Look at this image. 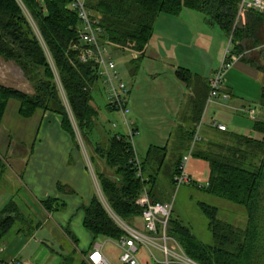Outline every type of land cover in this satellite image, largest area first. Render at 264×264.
Masks as SVG:
<instances>
[{
  "label": "trees",
  "instance_id": "obj_1",
  "mask_svg": "<svg viewBox=\"0 0 264 264\" xmlns=\"http://www.w3.org/2000/svg\"><path fill=\"white\" fill-rule=\"evenodd\" d=\"M241 0H87L92 17L99 21L102 36L116 52H135V72L152 38L157 18L162 13L178 15L188 8L204 13L210 25L217 26L231 38V53L245 58L247 50L262 42L264 13L247 11L239 21ZM81 20L70 8V0H0V57L15 62L31 81L34 93L0 83V127L11 99L20 102V114L32 117L37 111L53 112L63 117L62 126L74 139L75 120L84 143L93 148L92 165L101 160L108 172L95 170L101 191L113 212L132 227L142 219L137 199L146 188L155 202L153 185L158 182L166 160V148L152 147L141 161L142 175L132 160L135 152L123 134L106 133V141L94 142L98 110L94 93L102 91L97 68L80 63L74 46L79 45ZM252 42V44H249ZM250 45V46H249ZM251 47V48H250ZM261 69L260 67H258ZM178 76L188 83L192 73L180 69ZM201 85V81L199 79ZM60 85L64 91L66 105ZM200 91V90H199ZM206 95L198 93L195 114L200 119ZM264 108V89L261 96ZM109 109V104H107ZM71 112V113H70ZM72 114V117H71ZM196 119V120H197ZM258 137L229 133V142H210L193 152L207 162L209 175L206 191L245 207L248 222L245 228L218 218V208L200 202L209 220L213 243L199 241L181 220L169 217L167 235L175 239L186 255L198 264H264V119L254 124ZM177 163L175 176L180 173ZM152 173L146 174V167ZM0 157V169H4ZM52 201L43 202L50 210ZM84 226L95 241H119L126 233L110 215L99 196L84 205ZM20 206L9 203L0 212V242L20 217ZM66 257L62 264H73ZM80 264H91L85 259Z\"/></svg>",
  "mask_w": 264,
  "mask_h": 264
},
{
  "label": "crops",
  "instance_id": "obj_2",
  "mask_svg": "<svg viewBox=\"0 0 264 264\" xmlns=\"http://www.w3.org/2000/svg\"><path fill=\"white\" fill-rule=\"evenodd\" d=\"M197 14L204 15L188 8L181 10L178 15L160 14L152 38L135 72L132 61L130 63L132 80L131 85H128V98L132 119L139 130V135L135 139V149L141 161L148 156L152 147L166 148L168 155L169 147L173 145L171 142L178 135V131L180 144L181 131L187 129L188 121H194L192 115L198 93L206 95L199 121L203 114L206 116L209 110L207 107L212 104L214 109L222 107L221 110L225 111L217 117H213L216 114L213 112L211 117V126L220 132L223 130L214 126L215 121L225 125L227 127L225 131H229L232 124L237 127L236 129L247 128L240 115L250 109L256 110L252 103L257 99V95L260 96L259 101L261 100L264 75L248 60L239 56L227 71L223 81V91L228 94V99L209 102L211 82L224 59L222 52L219 51L214 58L212 46L216 44L224 47V37L227 36L217 26L210 25L205 15L203 19ZM126 54H131L132 60L138 57L135 52ZM180 69L192 73L193 79L189 83L178 76ZM15 106L17 116L22 120L19 122L21 127L25 128L27 122L32 124L31 120L34 118H40V123L34 138L28 140H20L22 136L11 138L13 134L6 135L7 106L0 127V157L5 166L3 170L0 169V195L6 193V199L0 201V212L11 202H16L20 206L19 202L14 200V194L7 192L8 184L14 183L13 179L24 183L30 198L41 204L52 221L49 231L54 232L60 239L59 251L55 249V241L44 238L40 243V239H36L48 250L47 259H51L50 262L54 264H62L66 257L74 258L73 264L89 260V253L98 241H95L92 233L84 226L85 212L82 207L90 204L93 198L98 196L96 192L100 189L90 161L93 148L86 146L83 141L84 144L81 143L78 138L74 139L64 130L61 115L37 111L32 117L25 118L20 114V105ZM255 116V121H258L257 113ZM259 118L264 119V108ZM227 119L232 124H227ZM112 124L116 127V130L110 129L112 134L125 133L124 128L120 131L119 127L115 126L117 124L113 122ZM28 127L32 128L33 125ZM98 127L99 131L105 132L106 128L104 129L102 125L99 124ZM206 133L209 135V131ZM101 136L100 132H95L94 142H99L98 137L101 140ZM24 141H27L26 145L23 144ZM28 142L31 144L30 148ZM104 166L103 162L98 160L96 169L104 171ZM48 200L52 201L50 210L43 206V202ZM36 226V230L28 238L22 232L17 234L23 241L21 240V244L16 247L6 244L5 236L0 242V246L4 248L3 259L19 257L24 264H39L27 258L28 253L24 255L29 241L36 236L43 224ZM110 242L117 243L112 240ZM103 244L106 257L112 264H117L118 260L120 261L119 256L109 255L106 244ZM138 256L144 264H154L148 255L143 253Z\"/></svg>",
  "mask_w": 264,
  "mask_h": 264
},
{
  "label": "rangeland",
  "instance_id": "obj_3",
  "mask_svg": "<svg viewBox=\"0 0 264 264\" xmlns=\"http://www.w3.org/2000/svg\"><path fill=\"white\" fill-rule=\"evenodd\" d=\"M247 11V10H246ZM246 11L239 14V21H245L246 18ZM200 15L203 19L205 18L202 14ZM218 31V30H217ZM262 42L257 48L251 49L246 51L245 59L251 63L252 66L256 67L260 70L264 75V27L262 29ZM221 33V32H220ZM262 33V32H261ZM252 44V42H249ZM250 46V45H249ZM109 55L113 58V60L117 63L118 68L123 76V79L128 85H131L132 76L130 75L129 66L132 61L131 54H122L116 52L112 46L107 47ZM231 49V42L228 37H224V47H219V45L212 46V54L215 55L222 52V58L225 54H228V50ZM223 50V51H222ZM260 67L261 69H259ZM0 83L5 86H10L13 88H17L22 92L32 94L34 93V88L31 81L27 78L24 74L23 70L13 61H8L3 57H0ZM224 86V82H223ZM60 89L62 92L63 99L68 106L67 99L65 97L64 91L60 85ZM30 92V93H29ZM210 97V94H209ZM208 97V100H209ZM260 96L257 95V99L253 101L252 106L256 108L257 113V120H259L260 116L262 115V106L259 101ZM214 102V101H213ZM108 99H107V92L102 88V91H96L94 93V105L98 110V124H96L95 132H100L102 134V139L100 140L98 137L99 142L104 143L106 140V133H111L110 129L116 130V127L113 126L112 122L117 124L119 127L118 130H123L125 127L123 126V118L120 113L116 110H111L108 107ZM15 105H20V102L16 99H11L8 105V111L6 114V135L13 134L11 138H18L21 137L20 140H28L34 138L37 134L38 126L40 123V118H34L31 120L32 124L27 122L26 127H21L19 123L22 121L17 115V110ZM213 104L207 107L208 113L203 114V117L199 121L197 119V115H192V121L187 122V129H183L181 131L182 137L180 138L179 144V131L177 132L178 135L172 140L171 145L168 150L167 158L163 164L162 169L159 173L158 182L153 185V195L156 199L160 202H171L173 203L172 208V216L178 218L186 225L191 233L199 240L204 243H213V235L210 230L209 220L202 212L200 208V202H204L210 204L211 206L218 208V218L234 224L239 228H245L248 222V211L245 207L238 205L236 203L230 202L218 196L212 195L206 191L205 188L207 187V177L209 175V167L207 162L204 160L198 159L193 156V152H196L200 148H204L210 142H229V133L235 132L239 134H245L252 137H258V133L254 130L255 120H253L248 112L240 115V119L244 122L245 128L244 130L236 129L232 123L229 122L227 119V124L230 125L229 131H222L216 130L211 126V117L213 112H216L215 116H221L222 107H217L214 109ZM225 110V109H224ZM71 113V112H70ZM16 114V115H15ZM239 116V115H238ZM72 117V114H71ZM237 117V116H236ZM224 118V116H223ZM197 119V120H196ZM226 120V119H225ZM29 121V120H28ZM72 121L74 123V127L76 129L77 138L83 143V138L77 129V125L75 120L72 117ZM99 124L103 126L105 129L103 132L102 130L99 131ZM9 125V128H7ZM29 125H33V127H28ZM233 126V127H232ZM192 128V129H191ZM17 131H14V130ZM209 129V130H207ZM206 131H209V135H207ZM16 132V133H15ZM17 134V136H14ZM24 134V136L22 135ZM178 139V140H177ZM83 141V142H82ZM23 144H27V141H24ZM84 144V143H83ZM21 145V144H20ZM28 147H31L30 142H28ZM8 149V147H7ZM186 157H189V161L187 164V173L191 175V182L185 183L180 185L179 187L173 182V175L177 168V163L179 160H184ZM144 161V159H142ZM93 170L95 172L97 165L94 164ZM104 172H108V169L104 166ZM151 167L147 166L145 173L148 175L152 173L150 170ZM10 171V168H9ZM14 183L8 184V191L10 194H14V200L18 201L21 207V214L20 217L17 219L15 225L6 235V244L12 245L16 247L17 245L21 244V240L23 239L17 236L18 233L22 232L27 238L30 237L31 234L36 230L37 224H43L42 228L36 233V236L29 241L28 245L26 246L27 250L24 252V255L28 253L29 259L34 263L39 264H54L50 260L47 259L48 257V250L45 247L41 246V240L46 238L50 239L52 242L55 241V249L59 251L60 247V239L56 236L53 232L51 233L49 227L52 223L50 221L48 215L42 209L40 203L34 202L30 198V194L26 188L24 183L17 182L16 180ZM100 197L99 191L96 192ZM97 196V195H96ZM6 199V193L3 192L0 195V201ZM38 202V201H37ZM137 226L134 227L142 232H146V225L143 219H137ZM141 224V225H140ZM36 239H40V243ZM111 240L108 239H100L98 242L105 243L107 251L109 255L112 256H119L121 254V250L117 246V243L110 242ZM113 241V240H112ZM2 242V241H1ZM4 246V243H2ZM7 245V246H8ZM51 245V244H50ZM169 245H171V241H169ZM140 252L139 254H146L149 256L148 250L143 246L140 245ZM54 248V247H52ZM155 253L160 257L163 258V255L155 250ZM150 258V256H149ZM48 260V261H47ZM152 261V260H151ZM56 264V263H55ZM117 264H122L119 260ZM147 264V263H146Z\"/></svg>",
  "mask_w": 264,
  "mask_h": 264
},
{
  "label": "built area",
  "instance_id": "obj_4",
  "mask_svg": "<svg viewBox=\"0 0 264 264\" xmlns=\"http://www.w3.org/2000/svg\"><path fill=\"white\" fill-rule=\"evenodd\" d=\"M70 8L76 11L81 20L80 42L74 48L78 52V61L80 63H92L97 68V74L103 89L107 92V99L110 108L118 111L123 118L125 127V137L131 143L135 152L132 160L138 168V175H142L141 160L135 149V139L139 135V130L131 116V106L129 104V87L123 79L117 63L108 53L106 39L103 38L102 28L99 21L92 17L88 9L87 0H70ZM246 10H255L264 13V0H242L239 14ZM230 42H231V38ZM239 56L232 55L228 50L225 54L221 67L215 74L211 82L209 102L216 99L226 101L228 94L223 91V81L227 71L232 67L234 61ZM250 117L256 120V110L250 109ZM115 125V124H114ZM117 126V125H115ZM220 130H227L223 124L214 122ZM189 157H186L181 164L180 173L175 176V184L179 187L182 184L190 183L191 177L187 173V164ZM100 199L104 206L125 231V235L120 238L117 245L121 249L120 262L122 264H144L139 258L140 245H143L149 252L150 259L154 264H198L186 255L179 243L167 235L168 220L172 212L173 203L155 202L145 188L137 199V204L142 208V219L146 225V232H142L120 219L110 208L101 188L99 189ZM171 241V245H169ZM103 243H95L92 251L89 253L91 264H112L103 252ZM155 250L159 251L163 258H160ZM4 248L0 246V264H24L19 257H13L9 260L3 259Z\"/></svg>",
  "mask_w": 264,
  "mask_h": 264
}]
</instances>
